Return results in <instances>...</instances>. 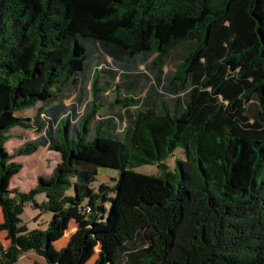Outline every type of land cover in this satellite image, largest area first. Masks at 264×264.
Segmentation results:
<instances>
[{
  "label": "trees",
  "instance_id": "obj_1",
  "mask_svg": "<svg viewBox=\"0 0 264 264\" xmlns=\"http://www.w3.org/2000/svg\"><path fill=\"white\" fill-rule=\"evenodd\" d=\"M0 208V264H264V0H0Z\"/></svg>",
  "mask_w": 264,
  "mask_h": 264
},
{
  "label": "rangeland",
  "instance_id": "obj_2",
  "mask_svg": "<svg viewBox=\"0 0 264 264\" xmlns=\"http://www.w3.org/2000/svg\"><path fill=\"white\" fill-rule=\"evenodd\" d=\"M110 59H107V64L100 65L99 68L102 70L103 68L108 69ZM167 69V68H165ZM69 100H66L65 103H68ZM34 138V135L31 132H24V137L22 139H18L15 137L10 138L5 146L9 152H13L18 146L22 145L29 139ZM177 149L176 151H179ZM174 152L175 157H179V152ZM174 157V156H173ZM172 156L167 157L166 164H168L169 169H173L174 160ZM16 161L22 163V168L20 171L13 176V181L10 184V187H18L21 191H27L35 186L36 178L38 176H47L49 175L57 163L60 161V154L47 149V147H39L35 153L32 155H19L14 158ZM132 170L150 174V175H159L160 171L158 167L154 164H145L133 167ZM95 180L92 182V187L97 190L101 183L112 184L113 177H116L117 172L114 169L107 167H97L96 169ZM37 201L44 200V194H38L36 196ZM52 217V213L49 211L39 213L37 209H34L30 203H26L23 208V212L20 214L21 224L26 225L28 229H45L48 225L50 218ZM2 211L0 208V222L2 221ZM74 225L70 222L64 237L61 239L59 243H57L56 248L62 247L64 245L69 236L74 231ZM0 242L4 247L8 245V240L5 239V232L0 231ZM96 257V254L91 258L88 262L90 264L93 259ZM45 264L43 257L35 254L34 252H26L22 254L18 260L17 264Z\"/></svg>",
  "mask_w": 264,
  "mask_h": 264
},
{
  "label": "crops",
  "instance_id": "obj_3",
  "mask_svg": "<svg viewBox=\"0 0 264 264\" xmlns=\"http://www.w3.org/2000/svg\"><path fill=\"white\" fill-rule=\"evenodd\" d=\"M57 153H58V152H57ZM31 155H32V154H31ZM12 179H13V177H12ZM12 179H11V182H10V184H11V183H12V181H13ZM72 231H73V230H72Z\"/></svg>",
  "mask_w": 264,
  "mask_h": 264
}]
</instances>
